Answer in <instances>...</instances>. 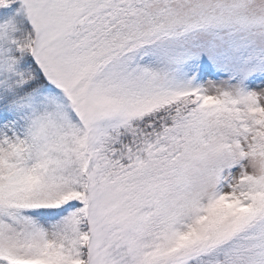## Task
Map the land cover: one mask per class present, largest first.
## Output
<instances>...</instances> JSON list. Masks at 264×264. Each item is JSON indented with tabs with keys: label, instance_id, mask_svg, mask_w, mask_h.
Returning a JSON list of instances; mask_svg holds the SVG:
<instances>
[{
	"label": "snow or ice",
	"instance_id": "6c2138e0",
	"mask_svg": "<svg viewBox=\"0 0 264 264\" xmlns=\"http://www.w3.org/2000/svg\"><path fill=\"white\" fill-rule=\"evenodd\" d=\"M0 264H264V0H0Z\"/></svg>",
	"mask_w": 264,
	"mask_h": 264
}]
</instances>
